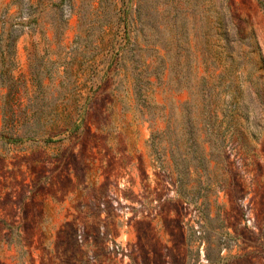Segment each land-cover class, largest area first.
I'll use <instances>...</instances> for the list:
<instances>
[{
    "label": "rangeland",
    "instance_id": "1",
    "mask_svg": "<svg viewBox=\"0 0 264 264\" xmlns=\"http://www.w3.org/2000/svg\"><path fill=\"white\" fill-rule=\"evenodd\" d=\"M0 264H264V0H0Z\"/></svg>",
    "mask_w": 264,
    "mask_h": 264
}]
</instances>
